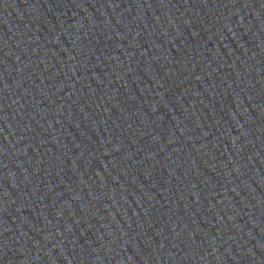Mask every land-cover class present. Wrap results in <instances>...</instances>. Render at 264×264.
I'll list each match as a JSON object with an SVG mask.
<instances>
[{
  "label": "water",
  "instance_id": "water-1",
  "mask_svg": "<svg viewBox=\"0 0 264 264\" xmlns=\"http://www.w3.org/2000/svg\"><path fill=\"white\" fill-rule=\"evenodd\" d=\"M0 264H56L1 191Z\"/></svg>",
  "mask_w": 264,
  "mask_h": 264
}]
</instances>
